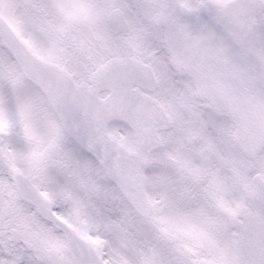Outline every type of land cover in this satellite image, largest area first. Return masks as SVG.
I'll return each instance as SVG.
<instances>
[{
    "label": "snow or ice",
    "instance_id": "obj_1",
    "mask_svg": "<svg viewBox=\"0 0 264 264\" xmlns=\"http://www.w3.org/2000/svg\"><path fill=\"white\" fill-rule=\"evenodd\" d=\"M29 7L32 39L0 18V264H264V0ZM189 80L223 113L202 166Z\"/></svg>",
    "mask_w": 264,
    "mask_h": 264
},
{
    "label": "flooded vegetation",
    "instance_id": "obj_2",
    "mask_svg": "<svg viewBox=\"0 0 264 264\" xmlns=\"http://www.w3.org/2000/svg\"><path fill=\"white\" fill-rule=\"evenodd\" d=\"M185 86L191 90V96L188 101V107L183 112L184 123L173 133V136L183 142L187 131L190 142L186 144L187 153L185 158L196 166H202L203 162L200 158L202 149L199 143L201 136L204 134L202 126L208 123L205 117L210 114V111L216 115L219 114L209 108L206 101L198 96L197 87L192 80L186 81ZM230 122L228 120V123ZM221 160L230 164V162L224 160L222 154Z\"/></svg>",
    "mask_w": 264,
    "mask_h": 264
},
{
    "label": "rangeland",
    "instance_id": "obj_3",
    "mask_svg": "<svg viewBox=\"0 0 264 264\" xmlns=\"http://www.w3.org/2000/svg\"><path fill=\"white\" fill-rule=\"evenodd\" d=\"M0 5H2V3L0 4ZM15 11H17V14H19L20 12H24L25 13V10L23 9V10H21V8H15ZM15 16V15H14ZM17 17V16H16ZM16 21H17V19H16ZM31 23H32V21H31ZM35 24V23H34ZM31 34H33V33H31Z\"/></svg>",
    "mask_w": 264,
    "mask_h": 264
}]
</instances>
